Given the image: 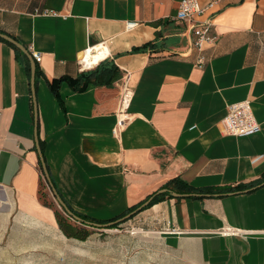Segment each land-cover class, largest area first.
Returning <instances> with one entry per match:
<instances>
[{
    "label": "crops",
    "instance_id": "0c3cea01",
    "mask_svg": "<svg viewBox=\"0 0 264 264\" xmlns=\"http://www.w3.org/2000/svg\"><path fill=\"white\" fill-rule=\"evenodd\" d=\"M178 2L0 0V31L42 56L35 119L30 70L0 40V217L41 236L75 238L41 199L39 145L59 195L93 220L120 214L174 178L212 188L199 198L166 196L132 218L185 260L264 264V0L218 2L217 38L202 64L186 25L170 19ZM128 21L137 24L127 29ZM98 43L107 47L99 62H113L119 77H83L82 89L63 80L56 94L51 80L99 63L81 59ZM127 74L130 120L114 134ZM243 99L260 128L225 134L227 106Z\"/></svg>",
    "mask_w": 264,
    "mask_h": 264
},
{
    "label": "rangeland",
    "instance_id": "374dc122",
    "mask_svg": "<svg viewBox=\"0 0 264 264\" xmlns=\"http://www.w3.org/2000/svg\"><path fill=\"white\" fill-rule=\"evenodd\" d=\"M48 184L43 177L42 201L67 217ZM70 221L81 226L71 217ZM17 224L0 217V264H197L167 250L132 217L117 227H85L89 230L85 239H61L53 233L41 236Z\"/></svg>",
    "mask_w": 264,
    "mask_h": 264
},
{
    "label": "built area",
    "instance_id": "2783aa9c",
    "mask_svg": "<svg viewBox=\"0 0 264 264\" xmlns=\"http://www.w3.org/2000/svg\"><path fill=\"white\" fill-rule=\"evenodd\" d=\"M220 0H179L176 13L170 17L176 22H183L191 35V46L197 51L196 62L202 64L206 60L204 54L205 45L215 41L217 35L212 32L215 25L214 19L219 10L217 4ZM47 13V12H45ZM137 24L136 21H128L126 28L131 29ZM87 49V48H86ZM35 60H41V53L37 50H30ZM129 74L122 85L119 99L118 120L113 127V133L119 134L130 120L128 112L133 91L128 85ZM222 131L229 135H248L256 132L260 124L254 116L252 105L249 99L239 100L227 106L226 114L221 121Z\"/></svg>",
    "mask_w": 264,
    "mask_h": 264
},
{
    "label": "trees",
    "instance_id": "16d2710c",
    "mask_svg": "<svg viewBox=\"0 0 264 264\" xmlns=\"http://www.w3.org/2000/svg\"><path fill=\"white\" fill-rule=\"evenodd\" d=\"M0 40L6 42L7 44H9L10 46H12L14 48L15 53H16V57L19 59L22 58V61L25 64V67L27 68V70L29 72L30 63H29V59L27 58V56L22 51H20L17 47H15L13 44H11L10 42H8L2 38H0ZM142 48H144V45L137 47V48H134V49L139 50ZM38 73H39V69H38V67H36L35 76H37ZM119 75H120V72L118 71L117 66L113 62L109 61L108 59H103L93 69L81 72L76 78H70V77H61V78H57V79L55 78L49 82V85L52 87L53 91L56 94H58L57 86L63 80H68L71 84H73V82L75 81L74 83L76 85H73V87L75 89L76 88L82 89L85 86V83H83L82 85L79 86L78 82L83 77H87V78L88 77H94L91 80L97 84H110L114 79H117L119 77ZM85 82H87V81H85ZM55 83L57 84L56 87L54 86ZM162 188H166L167 190L163 191V192H157L158 190H155L152 193H150L149 195H147L144 199L140 200L138 203L127 207L120 214H118L114 217L108 218V219H98V220L94 219L93 220V218H90V217H88V216H86L80 212L73 210L67 203H66V205L71 209V211L74 214H76L77 216H79L83 220L92 221V222L95 221L97 223H107L109 221H114L117 218L122 217L123 215H125V214L131 212L132 210L136 209L139 205H141L149 197H151V199L149 200L148 204L143 206L137 212H139V211L145 209L146 207L164 199L166 196L174 197L170 193L169 190H172V191H175V192L181 193V194H186V195L188 194V196L183 195L184 197H195V198L201 197L199 195V194H201V192L205 193V192H211L212 191V188H210V187L195 188V187H193V186L187 184L186 182H183L177 178L169 180L165 185H163L161 187V189ZM176 198H182V197L178 196ZM62 199H63V197H62ZM137 212L132 214L129 218H131ZM56 216H57V221H58L59 227L61 228V230L64 232L65 235H67L69 237L79 238V239H85L89 235V230L87 228H85L83 226L79 227V226L75 225L74 223H72L70 221V217L68 215H67V217H64L62 214H60L56 210ZM125 220H127V219H125ZM119 223H121V222L112 223L111 225H108V227H117L119 225Z\"/></svg>",
    "mask_w": 264,
    "mask_h": 264
},
{
    "label": "water",
    "instance_id": "95a60500",
    "mask_svg": "<svg viewBox=\"0 0 264 264\" xmlns=\"http://www.w3.org/2000/svg\"><path fill=\"white\" fill-rule=\"evenodd\" d=\"M0 38L10 42L11 44H13L20 51H22L27 56V58L29 59V63H30V83H31V90H32V94H33V110H34V116H35V119H36L37 118V102H36L35 87H34L36 62L33 59L32 55H31L30 51L27 49V47L25 45L21 44L17 39L12 37L8 33L2 32V31H0ZM37 150H38L40 158H41V164H42V169H43L45 178H46L47 182L49 183V186L51 187V192L53 193V195H54L55 199L57 200L58 204L64 209V212L69 217L73 218L74 220H76L78 222H83L85 224H88V225H91V226H94V227H97V228L108 226V225H111L112 223L122 222L125 219H128L132 214H134L135 212L140 210L143 206L147 205L149 200L151 199V197H149L141 205H139L136 209H134L131 212L123 215L122 217L117 218L114 221H109L107 223H97V222H91V221L83 220L82 218H80L79 216H77L76 214H74L71 211V209L66 205L65 201L61 198V196L59 195V193L57 192V190L53 186V183L51 182L47 167H46V165H45V163L43 161V156H42L41 149H40L39 145H37ZM166 190H167L166 188H162V189H159L157 192H163V191H166ZM169 191L174 197L186 195V194L177 193V192L172 191V190H169Z\"/></svg>",
    "mask_w": 264,
    "mask_h": 264
},
{
    "label": "bare ground",
    "instance_id": "6f19581e",
    "mask_svg": "<svg viewBox=\"0 0 264 264\" xmlns=\"http://www.w3.org/2000/svg\"><path fill=\"white\" fill-rule=\"evenodd\" d=\"M106 53L107 47L104 46V44L98 43L93 46L90 45L84 52H82L81 59L85 65L91 66L98 63Z\"/></svg>",
    "mask_w": 264,
    "mask_h": 264
}]
</instances>
